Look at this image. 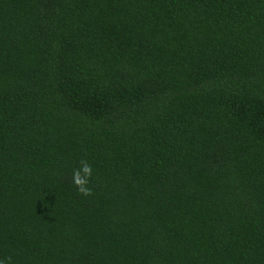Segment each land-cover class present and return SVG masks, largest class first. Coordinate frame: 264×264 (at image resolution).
<instances>
[{
    "label": "trees",
    "instance_id": "16d2710c",
    "mask_svg": "<svg viewBox=\"0 0 264 264\" xmlns=\"http://www.w3.org/2000/svg\"><path fill=\"white\" fill-rule=\"evenodd\" d=\"M9 258L264 264V0H0Z\"/></svg>",
    "mask_w": 264,
    "mask_h": 264
},
{
    "label": "clouds",
    "instance_id": "9594fccd",
    "mask_svg": "<svg viewBox=\"0 0 264 264\" xmlns=\"http://www.w3.org/2000/svg\"><path fill=\"white\" fill-rule=\"evenodd\" d=\"M80 167L72 173V183L75 185L79 194L91 196L92 189L89 186L92 178L93 169L87 160L80 161ZM0 264H11L10 258L7 262L0 260Z\"/></svg>",
    "mask_w": 264,
    "mask_h": 264
}]
</instances>
